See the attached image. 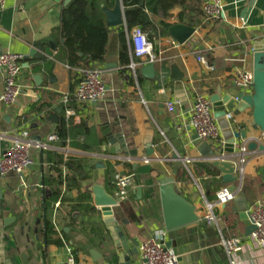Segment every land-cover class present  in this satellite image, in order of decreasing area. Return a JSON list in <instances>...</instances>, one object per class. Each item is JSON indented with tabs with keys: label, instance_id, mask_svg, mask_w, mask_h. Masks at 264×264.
Segmentation results:
<instances>
[{
	"label": "crops",
	"instance_id": "0c3cea01",
	"mask_svg": "<svg viewBox=\"0 0 264 264\" xmlns=\"http://www.w3.org/2000/svg\"><path fill=\"white\" fill-rule=\"evenodd\" d=\"M40 3L41 0H5L4 9H0V54L15 53L24 58L18 79L21 91L16 102L0 103V154L21 130L28 131L33 141L48 144L46 151L30 150L31 165L22 176H0V222L8 220L5 246L16 258V264H22L19 260L22 254L26 256L25 264H70V259L73 264H116L115 245L99 210L93 206L91 188L97 184L115 197L117 174L133 178L126 198L113 208L114 219L128 240L135 239L139 246L153 231L164 229L158 180L172 177L176 189L195 205L200 217L194 224L168 232L167 242L174 244L171 248L179 264H230L220 245V235L243 239L241 249L234 256L235 264H264V250L245 237V225L240 219L245 203L248 206L256 202L264 204V181L259 173L264 154L247 151L241 182L224 183L206 148L216 155L222 152L226 146L222 134L214 144L194 146V132L189 124L195 95L209 100L218 94L219 88L228 91L234 87L236 72H252L253 44L264 40V0H223L224 17L219 21L204 17L202 0H187L185 6L169 12V19L154 17L156 31L150 41L155 54L161 58V63L154 65V80L140 76L137 72L140 66L131 68L132 63L140 64L132 58L129 41L132 29L128 33L125 25L110 29L104 61L90 65L102 69L105 94L97 102L84 106L73 98L76 69L71 70L64 63L63 40L57 33L61 10L67 4L60 0L40 10ZM250 3H253L251 11L243 18ZM113 6L114 3L111 7H101ZM163 21L191 26L195 32L186 43L179 45L169 36V30L161 34ZM121 32L128 49V66H121L119 62ZM200 57L205 63L198 61ZM172 67L182 75L181 85L187 99L184 105L176 99ZM35 76L40 77L39 84ZM2 89L0 71V94ZM65 97L69 99L68 107L78 112L80 119L68 125L69 139L64 144L60 140L48 143L50 136H57L61 120L65 121ZM168 103H175L174 113L167 111ZM232 114V130L247 129V140L234 145L237 155L249 140L264 145V133L250 125V109ZM105 127L112 135H119L116 140L123 141L127 151H136L135 157L117 153L103 135ZM147 142L153 151L148 158ZM48 153L61 155L64 162H80L77 174L86 178L79 182V189L61 187L65 202L61 204L57 200L47 212L55 233L47 238L41 207L47 194L42 183L49 175ZM69 173L62 166V175ZM240 185L239 194L243 198L237 195L225 206L214 207L212 212L218 224L208 223L206 204H213L222 188L235 190ZM57 202L60 206L55 209ZM87 207L91 210L87 211ZM91 250L101 257L96 263L91 261ZM135 260L143 264L138 247Z\"/></svg>",
	"mask_w": 264,
	"mask_h": 264
},
{
	"label": "built area",
	"instance_id": "2783aa9c",
	"mask_svg": "<svg viewBox=\"0 0 264 264\" xmlns=\"http://www.w3.org/2000/svg\"><path fill=\"white\" fill-rule=\"evenodd\" d=\"M5 0H0V9H4ZM201 11L204 17L210 21H219L224 17L223 0H202ZM126 33L127 30H126ZM132 58L140 61V64H131V68L143 65H156L161 63V58L155 54L153 44L148 35L139 27L131 30L129 36ZM24 58L15 53L0 54V71L3 75V89L0 94V103L4 105H13L20 94L18 79L22 70ZM198 61L205 63L204 58H198ZM76 72V87L73 98L78 105H91L102 99L105 94V86L102 82V69L99 67L78 68ZM233 86L243 93H252L253 75L252 72L238 71L233 75ZM63 104L64 119L66 125L76 124L80 119L78 112L70 109L69 99L64 98ZM169 113L175 112V103L166 105ZM190 127L197 136L198 140L206 144H214L221 139V130L217 121L213 117L212 104L208 99L201 95H195L190 106ZM225 120L230 124L233 122L232 113L225 115ZM56 135L48 138V143L58 141ZM34 148L39 151L48 150V144L44 142L33 141L29 132L21 130L12 143L5 147L0 154V176L5 177L9 174L22 176L23 172L31 165L30 150ZM247 148L242 146L237 160L234 161L235 173L241 182L244 165L246 163ZM133 178L130 175L117 174L114 178L115 197L123 201L126 198L127 190L132 185ZM241 191V185L231 191L228 187L222 188L216 193V200L213 204H206L208 213L205 220L217 225L218 219L214 216L212 210L214 207L225 206L231 202ZM60 202L55 204L58 209ZM247 220L255 227V231L250 234V239L260 249L264 250V204L256 202L248 206L245 211ZM168 232L164 229H158L138 246L140 259L143 264H179L177 256L171 247H167ZM220 245L226 253L229 263L235 264L234 256L241 249L243 239L239 237L226 238L220 235ZM73 264L72 260H69Z\"/></svg>",
	"mask_w": 264,
	"mask_h": 264
},
{
	"label": "water",
	"instance_id": "95a60500",
	"mask_svg": "<svg viewBox=\"0 0 264 264\" xmlns=\"http://www.w3.org/2000/svg\"><path fill=\"white\" fill-rule=\"evenodd\" d=\"M70 0H64V5L68 4ZM60 0H41L38 9L44 10L51 7L53 4H58ZM253 3H250L243 18L251 11ZM102 13L105 18L106 26L109 29L118 28L125 25L124 8L121 0H115L114 6L111 9L101 7ZM26 17H30L27 13ZM246 20V19H245ZM195 29L191 26L184 24H175L169 28V36L176 41L179 45L186 43L194 34ZM252 75H253V91L252 94L246 95L242 91L237 90L235 87L228 91H223L222 88L218 89V94L212 96L209 102L212 104L213 117L221 130L223 139L226 142L225 149L217 155L204 145L197 136L194 135L193 145H203L209 150L208 156L213 161V166L222 175L224 183H233L239 180L235 176L234 161L237 154L234 152V145L236 142H244L247 140L245 127L240 131H233L230 124L225 120V115L235 112L236 114L242 113L247 109L251 110L250 125L253 129L259 130L264 133V40L255 41L252 48ZM32 54V53H31ZM140 76L154 80L156 72L154 65H143L137 68ZM171 78L176 81L175 95L179 104H186V95L181 85L182 75L175 67L171 69ZM36 84L40 83V77L35 76ZM58 113L60 110L57 111ZM103 135L106 137L108 143L114 146L117 153H124L127 156L135 157L136 151H127L123 141L119 139V135H112L108 127L103 130ZM146 157H150L153 153L150 143H146ZM247 151H258L264 154V145L258 144L255 140L247 141ZM145 157V158H146ZM176 159V156H173ZM259 173L264 181V165L259 168ZM234 191V188H230ZM93 195V206L97 208L102 217L103 223L106 226L107 232L115 245V252L117 256L116 264H138L135 260L137 255L138 243L135 239H127V235L121 230L119 224L114 219L113 208L117 207L121 202L120 199L108 195L105 190L95 184L91 188ZM140 193V189L137 190ZM158 194L161 204L162 212V225L165 231L172 232L179 228L194 224L200 220L196 213V207L187 199H185L176 189L175 180L172 177H162L158 180ZM243 198L242 194H238ZM247 205L240 211V219L245 225V237H249L255 231V227L247 220L245 211ZM8 220L0 222V264H16V258L12 253L6 249L5 242L7 237L4 235L5 227H7ZM38 224V221L36 225ZM37 234V230L34 231ZM167 247H174L173 243H167ZM16 253H18L16 251ZM91 261L96 263L100 260V255L93 250L89 252ZM19 260L25 264L26 256L19 255Z\"/></svg>",
	"mask_w": 264,
	"mask_h": 264
},
{
	"label": "trees",
	"instance_id": "16d2710c",
	"mask_svg": "<svg viewBox=\"0 0 264 264\" xmlns=\"http://www.w3.org/2000/svg\"><path fill=\"white\" fill-rule=\"evenodd\" d=\"M121 2L124 7L126 30L130 31L139 27L148 33L150 40L156 31L152 19L154 17H160L162 20L169 19L171 17L169 12L177 6H185L187 0H121ZM113 3L114 0H70L61 10V21L57 33L63 40L64 63L71 70L79 67L90 68L93 67L90 65L101 64L104 61L110 29L106 26L101 6L111 7ZM160 25L161 34H167L172 26L164 21ZM120 39L119 62L121 66H128L130 59L124 44V32H121ZM56 134L63 144L69 139V129L64 120H61L58 125ZM48 162L49 175L43 179L42 183L47 194L41 207L47 238L55 233L46 214L51 208L53 209L57 200L60 199L61 204L65 202L61 187L66 185L67 189H79V182L86 178L77 174V172L80 173L81 164L76 160L64 162L61 155L48 153ZM62 166L70 172L69 175H62ZM86 209L89 211L91 207ZM75 255L74 253V258H76Z\"/></svg>",
	"mask_w": 264,
	"mask_h": 264
}]
</instances>
